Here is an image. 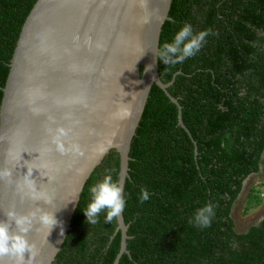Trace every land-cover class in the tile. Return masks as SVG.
Returning a JSON list of instances; mask_svg holds the SVG:
<instances>
[{
    "label": "trees",
    "instance_id": "1",
    "mask_svg": "<svg viewBox=\"0 0 264 264\" xmlns=\"http://www.w3.org/2000/svg\"><path fill=\"white\" fill-rule=\"evenodd\" d=\"M36 0H0V103L21 27ZM159 50L186 23L211 29L200 52L181 64L158 60V74L178 108L154 85L129 152L122 213L128 226L118 264H264V217L237 233L233 206L246 179L264 168V0H172ZM142 69V68H141ZM142 71V70H141ZM196 144L194 146V143ZM195 147L197 154H195ZM112 150L84 185L70 230L52 264H113L120 252L116 218L95 225L82 210L105 175L117 182ZM141 189L150 199L140 202ZM255 188L247 209L260 204ZM214 204L206 229L191 223Z\"/></svg>",
    "mask_w": 264,
    "mask_h": 264
},
{
    "label": "water",
    "instance_id": "2",
    "mask_svg": "<svg viewBox=\"0 0 264 264\" xmlns=\"http://www.w3.org/2000/svg\"><path fill=\"white\" fill-rule=\"evenodd\" d=\"M171 2L36 0L25 18L1 89L0 169L12 168L13 177L0 181V221H7L9 211L25 216L41 208L55 212L64 227L63 236L59 227L49 235L33 221L26 234L38 252L33 264L53 263L85 183L112 150L119 154L117 183L124 188L131 142L154 85L177 106L178 124L187 131L182 108L167 91L171 84H163L158 74L156 52ZM59 127L71 129L67 141L78 144L83 155L55 151L51 134ZM25 161L29 167L47 164L46 171L33 169L31 177L40 200L17 188L27 172ZM116 221L121 244L113 264L128 254V226L122 214ZM0 264H14V258L5 256Z\"/></svg>",
    "mask_w": 264,
    "mask_h": 264
},
{
    "label": "clouds",
    "instance_id": "3",
    "mask_svg": "<svg viewBox=\"0 0 264 264\" xmlns=\"http://www.w3.org/2000/svg\"><path fill=\"white\" fill-rule=\"evenodd\" d=\"M212 34L211 29L195 32L193 26L190 23H186L177 31L171 42L163 43L160 50L156 52V57L166 66L181 64L187 59L196 56L206 43L207 38ZM150 67L145 68V72L149 71ZM70 132L71 129L68 128H56L54 133L51 134V144L54 145L55 151L60 155H68L70 153L83 155L78 144L67 141ZM51 150L46 149L45 152ZM39 154L38 159L42 156V153ZM21 159L22 156L20 154L17 163L20 164ZM30 163L25 161L27 172L23 176L22 184L18 183L17 188L21 192L27 190L32 199L40 200L43 198L42 194L39 192L36 181L31 177L33 169H38L41 172V167H43L46 171L47 164L40 167H29ZM12 177V168L0 169V181L7 179L11 182ZM89 191L91 194L90 202L82 210L86 217V222L89 224H97L101 213L105 214V222L110 223L119 217L127 206L123 186L114 182L110 174L105 175L101 181L95 183ZM149 199L150 193L148 190L141 189L140 202L144 203ZM44 202L46 204L52 203L51 199H45ZM215 207L212 203L205 204L203 207L197 209L190 222L201 229L210 227L212 219L215 216ZM6 216L7 221H0V259L5 256L13 257L14 264H33L34 259L38 255L36 246L26 239V234L30 231L33 221L38 220L48 230L49 235L56 227L60 228L59 235L63 236L64 234L63 222L57 219L55 212H48L37 208L25 216H19L15 211L7 212ZM9 221L15 224V227L18 229L17 232H12ZM25 253L28 254L27 258L25 257Z\"/></svg>",
    "mask_w": 264,
    "mask_h": 264
},
{
    "label": "rangeland",
    "instance_id": "4",
    "mask_svg": "<svg viewBox=\"0 0 264 264\" xmlns=\"http://www.w3.org/2000/svg\"><path fill=\"white\" fill-rule=\"evenodd\" d=\"M245 182L231 214L237 233H244L250 226L257 225L264 216V168L260 173L251 175ZM252 188L256 189L260 204L256 207L252 205L246 211L248 193Z\"/></svg>",
    "mask_w": 264,
    "mask_h": 264
}]
</instances>
